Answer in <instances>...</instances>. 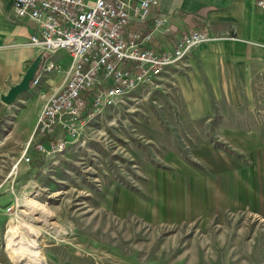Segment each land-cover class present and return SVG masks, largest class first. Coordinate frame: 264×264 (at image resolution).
<instances>
[{
    "label": "rangeland",
    "instance_id": "1",
    "mask_svg": "<svg viewBox=\"0 0 264 264\" xmlns=\"http://www.w3.org/2000/svg\"><path fill=\"white\" fill-rule=\"evenodd\" d=\"M176 73L84 114L78 135L62 134L65 150L50 155L36 152L28 131L45 78L0 102V264H264V213L218 208L237 199L215 193L225 186L221 161L193 158L205 133L189 123ZM258 79L254 101L264 106V73ZM216 118L212 147L258 168L215 137ZM252 183L257 210L264 198Z\"/></svg>",
    "mask_w": 264,
    "mask_h": 264
},
{
    "label": "crops",
    "instance_id": "2",
    "mask_svg": "<svg viewBox=\"0 0 264 264\" xmlns=\"http://www.w3.org/2000/svg\"><path fill=\"white\" fill-rule=\"evenodd\" d=\"M256 1L158 0L146 23L137 24L132 20L130 28L142 33L150 32L152 22L159 15L166 17L169 30L155 35L148 44L158 53L167 51L190 31L209 30L213 39L191 51L183 62L182 71L172 76L187 106L185 111L189 123L197 127L198 133H205L203 141L195 144L192 155L198 162H206L209 158L221 161L217 168L220 173L217 174L224 179L225 186L215 193H224L227 198L229 195L237 201L218 206L220 210L251 208L262 215L264 203L255 210L249 197L254 176L258 179L252 185H259L258 195L264 198L261 193L264 192V167H259L264 163L257 156L264 152V124L258 113L264 111V106L254 101L259 91L257 80L264 73V12L256 6ZM12 3L13 0H0V95L6 94L10 86L21 81L25 70L40 54L29 43L37 28L28 20H17L12 14ZM48 61L59 65V70H53L40 84L44 94L41 109L52 93L62 87L71 65L69 57L63 54L52 55ZM40 110L30 120V136ZM214 114L217 115L215 137L222 139V144L234 146V151L250 154L251 159H256L258 168H243L232 162L231 156L212 147L206 131L213 124ZM247 120L252 126L246 125L250 124ZM201 124L204 126L201 127ZM256 125L260 126L259 132L253 128ZM233 165H236V172ZM234 176L239 177L238 184H235Z\"/></svg>",
    "mask_w": 264,
    "mask_h": 264
},
{
    "label": "built area",
    "instance_id": "3",
    "mask_svg": "<svg viewBox=\"0 0 264 264\" xmlns=\"http://www.w3.org/2000/svg\"><path fill=\"white\" fill-rule=\"evenodd\" d=\"M158 0H13L12 14L32 22L37 31L30 45L43 57L30 87L59 65L52 55L69 57L71 65L62 87L42 107L31 141L37 153L62 152L66 139L78 135L86 94L91 95L96 114L109 108L140 86H155L164 76L183 69L186 57L199 44L213 39L208 29L190 31L162 53L148 47L157 34L169 30L166 17L159 15L152 31L130 28L132 20L145 24ZM256 6L264 12V0ZM29 161L28 154H24Z\"/></svg>",
    "mask_w": 264,
    "mask_h": 264
},
{
    "label": "water",
    "instance_id": "4",
    "mask_svg": "<svg viewBox=\"0 0 264 264\" xmlns=\"http://www.w3.org/2000/svg\"><path fill=\"white\" fill-rule=\"evenodd\" d=\"M43 57L41 54L36 55V58L30 66L25 70L21 81L17 85L10 86L6 94L0 95V102L5 105L12 104L14 100L24 92L30 89V83L35 76V71L41 64Z\"/></svg>",
    "mask_w": 264,
    "mask_h": 264
},
{
    "label": "trees",
    "instance_id": "5",
    "mask_svg": "<svg viewBox=\"0 0 264 264\" xmlns=\"http://www.w3.org/2000/svg\"><path fill=\"white\" fill-rule=\"evenodd\" d=\"M84 100L86 101V107L84 110V114H89L92 111V107H91V103H92V99H91V95L88 93L85 95Z\"/></svg>",
    "mask_w": 264,
    "mask_h": 264
}]
</instances>
